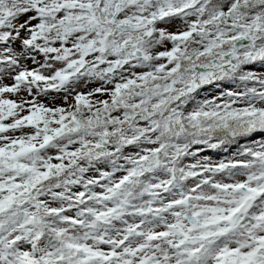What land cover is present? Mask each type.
<instances>
[{
  "label": "rangeland",
  "instance_id": "374dc122",
  "mask_svg": "<svg viewBox=\"0 0 264 264\" xmlns=\"http://www.w3.org/2000/svg\"><path fill=\"white\" fill-rule=\"evenodd\" d=\"M91 1L93 14L86 12L91 9L85 6L87 0H45L44 8L41 7L44 5L42 0H0V212L3 208L9 210L12 207L9 200L13 195L26 190L29 177L33 183L37 182L48 165H71L68 169L70 180L76 183L74 187L63 188L56 193L61 196V201L64 200L62 203L53 193L43 192H39L34 200L19 201V209L27 211V224L21 223L5 233L0 232V264H46V258H54L58 244L47 246L34 227L38 223L37 217L41 219L44 211L60 210V218L64 221L54 219L51 226L74 251L72 264L78 257L100 258L102 262L107 256L114 258L109 264H264V131L255 133L241 147L237 146V142L230 143L227 148H218L217 140L212 141L210 147L194 142L188 150L190 155L184 157L183 162L179 156L184 151L185 140L174 136L170 138L172 142L162 163L169 170L181 168L192 176L186 179L184 185H176V194L162 193L167 182L171 181L170 175L162 171L154 172L146 184L158 196L146 197L141 203L135 201L139 206L133 209L134 212L144 211L146 217L124 214L126 223L116 222L114 231L106 236L102 229L96 230L93 217L81 214V210L84 215L87 211V207H81V201L95 196L97 199L93 202L99 205L92 206L94 216L109 222L117 213H122L124 205L117 208L107 201L113 187L122 180H130L134 165L148 160L161 148L156 132L146 130L151 127L150 123L140 115H136L130 128L139 125L141 128L137 127V136L149 140L152 134L151 141L135 149L129 148L128 144L136 133L125 129L123 119L120 138L115 141L123 144V150L117 151L120 144L111 148L113 156L110 165L97 161L102 158L98 153L93 156L98 162L95 167L88 164L92 159L86 154L79 160L77 158V164L71 162L82 145L97 143V139L90 140L94 133L90 135L86 132L82 139L57 138L60 137L57 132L62 127L67 125L71 130L74 117L75 127L78 128L80 119H89L91 111L97 109L101 112L102 103L111 100L112 92H115L108 81L112 74L137 76L138 65L120 68L122 62L134 60L133 48H144L148 57L147 61L136 63L143 66L150 62L160 75L174 71L179 58H189L184 72L179 75L180 78L187 76L183 83L178 84L176 79L167 76L165 82L154 89L142 90V95L148 98L136 97L130 103L135 112L143 114L152 112L159 102L163 104L164 121L151 118L152 128L166 125L171 119L176 124L183 123L185 119L184 122L190 121L192 125L200 123L205 115L212 117L209 123L213 124L219 122V117H224L220 121L223 123L228 116L236 117V122L243 123L244 128L254 121L264 122V62L261 68L254 65L243 68L240 88L234 86L237 81L218 84L226 74L224 68L235 63L233 59L237 55L247 54L241 42L235 41L229 50L220 51V56L214 57L212 67H209L212 69L206 71V67L199 68L192 60L198 50L191 46L190 39L185 50L172 58L176 39L168 52L163 45L167 39L161 38L162 33L158 34L157 30L154 43L147 46L139 41L142 34H136L135 39L128 43L130 39L125 33H115L112 29L115 37L112 40L117 43L115 52L120 57L105 56L99 51L96 58L95 49L104 48L102 40L110 35L111 29L104 26L102 38L96 37L100 33L98 30L87 32L90 22L96 23L98 18L96 10L99 1ZM115 2L109 1V14ZM158 3V0H141L134 4L137 7L130 3L127 8H136L138 12L144 9L142 16L157 17L159 12L168 11H160ZM121 6H124L123 0ZM56 8L63 11L56 14L53 11ZM109 14L106 13L107 16ZM123 18L119 16L118 20ZM145 19L140 22L144 24ZM177 21L181 26L177 36H188L192 30L182 20ZM245 23L250 26L247 20ZM261 23L264 25V20L260 19ZM3 35L9 36L7 41ZM220 39L228 38L220 36ZM210 40H205V46ZM39 43L41 47H37ZM123 45L127 46L126 49ZM252 46H257V43ZM260 57L263 55L256 56ZM83 58L87 59L85 64L86 59ZM115 66L116 69L110 71ZM144 72H147L146 68ZM214 73L217 76L212 75ZM201 83L208 87L202 90ZM215 83L220 86L219 89L214 88ZM195 90L197 93H194ZM174 95H178L181 104H174ZM115 113H111L110 117L106 114L96 117L90 124L96 129L101 123L116 122L119 113ZM99 131L104 132L102 128ZM53 140H58L57 145L65 146L67 151L55 149L41 154L42 147ZM82 141L84 144H80ZM250 195L254 196L251 207L233 223L229 222L232 212ZM153 199L160 201L157 203ZM12 213L8 215L12 217ZM4 226L0 220V229ZM191 234L206 236L198 255L194 250L197 244L191 245L187 241L186 237ZM213 241L214 246L211 247ZM202 250L203 258L198 261L196 256L199 257ZM59 252L57 254L61 257Z\"/></svg>",
  "mask_w": 264,
  "mask_h": 264
},
{
  "label": "trees",
  "instance_id": "16d2710c",
  "mask_svg": "<svg viewBox=\"0 0 264 264\" xmlns=\"http://www.w3.org/2000/svg\"><path fill=\"white\" fill-rule=\"evenodd\" d=\"M158 7L161 9L160 11L164 9H168V11L159 12L156 16L160 18L163 22H169L174 20L175 18H182L186 21L189 20V17L195 16L196 21H188L189 25L195 26L197 24H200L202 28L206 30L215 31L217 33H220L222 29H226V27H230L237 35L236 38L233 39H211L210 42L204 47V50L200 54L194 55V61L196 62L197 66L200 67H212V62L214 57L220 56V51H223L225 49L229 50L230 46L234 45L235 41L239 39L242 40V47H244L245 50H247V54L245 56L237 55L233 60L235 63H233L231 66H228L224 68L226 70V74L221 77L219 81L231 83L236 82L235 84L237 86H242L243 81H241V72L243 71V68L247 65H254L258 67L260 64L264 62V28H256V29H250L249 27L243 25V20L246 16H262L264 14V0H207L205 2V7L203 10H198L193 5H188L186 0H158ZM230 3L229 10L227 14H216L217 10L221 8L222 5L225 3ZM59 7V6H58ZM106 8V1L101 0L98 8L96 10L97 13V22H90L91 27L87 32L93 33L94 30H98L100 33L96 34V37L102 38L104 35H101L102 28L105 26L106 28L109 27L111 29V32L109 31L110 35H106L102 40V45L104 49H106V55L112 53L119 55L117 52H115V48L117 43H115L112 38L114 37V33H112V29L120 34H133L134 37L136 34H144L145 29L139 28V29H128L124 30L120 28L119 26L112 24L108 21H101V18L104 14V10ZM57 9H53V11H57ZM72 18V17H71ZM149 20H146L148 22ZM76 26L77 24L74 23ZM1 27H5V25H1ZM78 27V26H77ZM80 32L83 30L79 29ZM113 31V32H114ZM72 32V31H71ZM86 32V31H84ZM105 34V32L103 33ZM83 36H88L84 35ZM4 39L7 41V38L9 36L3 35ZM191 38V33L188 36L182 37L179 36L176 38L175 47L173 50V56L174 58L177 53L182 52V50H185V47L188 45V41ZM183 40V41H181ZM87 40L86 42H88ZM141 41L143 44H146L147 46H151L154 43V37H150L148 39H143L141 37ZM217 41V42H216ZM257 46H252V44H256ZM37 47H41V43L37 45ZM123 47L126 49V46L123 45ZM103 49V48H101ZM144 49V48H143ZM145 50V49H144ZM133 51V50H132ZM262 54L263 57L256 58L257 55ZM191 55V54H190ZM132 57H135L132 52ZM192 57V55H191ZM254 57V58H253ZM138 58V57H135ZM140 60H146L144 58H138ZM189 59V58H188ZM187 58H179L178 65L176 69L170 73H166L164 75H160V72L156 68H151V70H148L146 73L132 77L129 76L126 78L125 81L121 80L117 85L115 92H112L111 100L106 101L102 103L99 110H93L91 111L90 118H81L79 127H75V120L71 121V130H68L67 125L62 127L57 133L60 134V137H57L58 139L64 136H67L70 139H74L75 137L77 139H82L83 135L86 132H89L88 134H93L97 138V143L95 145L91 144H84L80 148V152L72 158L71 162L73 164H77V158L78 160L83 157L84 154L88 155L92 160L88 162L90 166H95L96 160L93 158L97 153L101 159H98L99 162H104L110 165L111 157L113 156V152L111 148L113 146H117L120 144V147L117 148V151L123 150V144L120 142L117 144L115 141L117 140V137H119V132L123 128V119L126 125H129L130 123L134 122V118L136 115H140V112H135L136 109L133 105L130 103L133 102V100L136 97H140V99H146L148 97H141L140 94H142V90L145 89H154L155 86H159L160 84L165 82L166 77H173L176 79L177 83H183L187 76H182L181 78L179 75L184 72V67L189 63V60ZM147 61V60H146ZM223 62H225V57L223 58ZM152 63H148L149 66ZM186 64V65H185ZM210 65V66H209ZM211 70L210 68L206 71ZM212 75L217 76V73H214ZM211 75V76H212ZM116 80V81H117ZM250 84V82H247ZM195 93V92H194ZM176 99V100H175ZM192 99V97H191ZM165 102H167V99H165ZM174 104H178L180 102V99H178V95H174ZM172 102V104H173ZM138 104V103H137ZM163 104L159 103V105L156 106L155 111L147 115V119L151 118H158L160 121H164V111L162 109ZM125 108V109H124ZM114 110V112H112ZM99 111V112H98ZM120 111V112H119ZM95 112H98L96 115ZM105 112V113H104ZM119 113V120L115 122V120L106 123H101L97 126L95 129L91 126L90 121L95 120L96 117H103L106 114V116L110 117V114L112 113ZM156 112V113H155ZM115 113V114H116ZM121 117V118H120ZM138 117V116H137ZM211 116L207 117V115L203 116L201 118L200 123H195L191 125V122H184L185 119L182 120L183 123L176 124L173 119L169 120L167 124L156 126L155 129L159 133V140H160V146L161 148L157 150L148 160L138 162L136 165H134L133 172L131 173L130 180H122L110 193V196L108 198V202H111L114 207L121 208L120 205H124V210H122V213H117L113 219H111L109 222L104 221L102 218H99L98 216H94V211L92 209L93 205H99L94 200L97 199V196L83 200L81 201V207H87V211L85 212L86 215H84V212L81 210V214L83 216L87 217H93L95 224L94 227L99 228L103 230L104 234H109L110 231H114L116 228V222L120 221L122 223H126V218H123L122 215L124 214H137L141 216H144V211H135L134 208L136 206H139L136 202H142L144 201L146 197H157V193L152 192V189L150 185L147 187V180L152 178L154 172L156 171H162L164 174L170 175L171 181L170 183L167 182L165 185L166 188L162 192H166L168 194H171L175 191L176 185L182 184L186 182V179L190 176L189 172H185L181 168L175 167V169L169 170L162 161L166 159V149L168 145L172 142L170 138L176 136L180 139H183L185 142L184 151L180 153L179 160L183 162V158L190 155L188 154L190 148H192V145L194 142L198 144H203V147L209 146L212 141L217 140L218 148L225 147L227 148L230 146V143L237 142L238 147L244 146L246 141L250 139L255 133H263L264 131V122L260 121H254L252 122L248 128H244L243 123L236 122V117L228 116L226 117L227 120L225 123L220 122L224 117H219V122L213 124L209 123L211 121ZM113 119V118H112ZM216 120V119H215ZM214 122V121H213ZM113 126V129H109V126ZM125 125V127H126ZM173 127L174 130H173ZM103 129L104 132H100L99 129ZM81 130V132L79 131ZM84 130V132H82ZM97 130V131H96ZM87 134V135H88ZM253 138V137H252ZM114 140V141H113ZM59 141L53 140L52 142L44 145L41 149V154H46L48 150H55L59 149L60 151H67L65 146H62L61 144H58ZM202 146V145H201ZM230 150V148H228ZM228 152V151H227ZM44 159L41 158V161ZM72 164V165H73ZM180 166V165H179ZM71 167V165H61L60 167H54L53 165H48V168L45 170V172L41 173V176L37 182H32L30 177L28 178V182L26 184V190L25 191H18V194L13 195V197L9 200L11 202L12 207L9 210H1L0 212V220L3 221L5 224L4 227L0 229L1 233H5L8 231L10 227H17V225H20L21 223H24L26 225L27 223V211L20 210L21 208L19 206V201L22 199L27 200H34L37 198L40 194L39 192H43L45 194L47 193H53V195L56 197L57 201L59 203H62L64 200L61 201V196L59 194H56L60 192L63 188H69L74 187L76 183H74L72 180H70V174L68 169ZM177 168V169H176ZM192 176H190L191 178ZM153 187V186H152ZM39 194V195H38ZM103 200L106 201V199L103 197ZM136 201V202H135ZM155 202H159L160 200H154ZM3 207V206H2ZM62 211V210H60ZM60 211H44L41 214V219L38 216L37 221L38 223L34 228L38 229L39 238L41 241L45 242L46 244L54 245L58 244L57 247L58 250H56L55 257L54 258H46L45 262L46 264H71L72 263V257H73V250L70 248V244L66 243L63 238H59L58 232L53 229L51 224L53 225V220L58 219L62 220L60 218ZM8 212H14L12 213L13 216H9ZM117 212H121L119 209H117ZM8 213V214H7ZM146 217V216H144ZM222 236V235H221ZM215 241L211 243V246L214 244ZM58 251L61 257L58 256ZM199 260H201V255L198 257ZM74 264H101L100 258H94V259H83L81 257H78L77 261Z\"/></svg>",
  "mask_w": 264,
  "mask_h": 264
},
{
  "label": "built area",
  "instance_id": "2783aa9c",
  "mask_svg": "<svg viewBox=\"0 0 264 264\" xmlns=\"http://www.w3.org/2000/svg\"><path fill=\"white\" fill-rule=\"evenodd\" d=\"M195 3L199 6V7H202V1L201 0H195ZM227 9V6H224L222 8V11L225 12V10ZM128 15L127 16H123L127 21H136L137 20V17L138 16H135L136 14H140L138 11H136V8H133V10H130V9H127L126 10ZM125 11V12H126ZM158 28L161 30V32H164L166 35H168L169 37L178 33L179 30H181V26H180V23L178 21H174V22H171V23H167V24H160L158 26ZM164 30H162V29ZM228 36H232V34H227ZM167 41L163 43L164 47L166 48V51H168L170 48H171V42L168 38H166ZM192 46L194 49L201 51V49L203 48V44L202 42L197 39V38H194L193 39V43H192ZM145 68H142V67H138L136 72L137 73H141V72H144ZM148 107V105H147ZM147 109V108H146ZM153 137V135H151V138Z\"/></svg>",
  "mask_w": 264,
  "mask_h": 264
},
{
  "label": "water",
  "instance_id": "95a60500",
  "mask_svg": "<svg viewBox=\"0 0 264 264\" xmlns=\"http://www.w3.org/2000/svg\"><path fill=\"white\" fill-rule=\"evenodd\" d=\"M137 1L138 0H134V2H137ZM118 12H119V9H117V11L115 12L114 16L112 17L111 22H116V16L118 15ZM155 22H156V19L154 18L146 24V26L150 28L149 30L150 32L153 30V25L155 24ZM119 26L122 28H132L133 27V25L131 24H123V23H119ZM198 32L200 34H204L205 30H199ZM135 54L137 56H142V57L146 56V53L142 49L135 50ZM253 200H254L253 196H248L245 199V201L239 206V208L232 213V215L229 218V221L234 222V220L237 218L239 214H241L242 212H245L250 207ZM204 238H205L204 235H192L188 237V240L191 243H196L198 241H202ZM220 264H227V263H220Z\"/></svg>",
  "mask_w": 264,
  "mask_h": 264
},
{
  "label": "bare ground",
  "instance_id": "6f19581e",
  "mask_svg": "<svg viewBox=\"0 0 264 264\" xmlns=\"http://www.w3.org/2000/svg\"><path fill=\"white\" fill-rule=\"evenodd\" d=\"M128 15V13H127V11L125 12V13H123V14H121V15H119V16H127ZM51 16H53V14L51 15ZM124 20H126L125 18H123V19H121V20H118V22L119 23H122L121 21H124ZM83 59H86V58H83ZM85 62H83L84 64L87 62V59L86 60H84ZM260 66V65H259ZM118 76V74H114V76H113V78H116ZM6 76H4V78H5ZM110 82V81H109ZM141 97H146V96H144V95H142L141 94ZM144 120H147L146 118H144Z\"/></svg>",
  "mask_w": 264,
  "mask_h": 264
}]
</instances>
